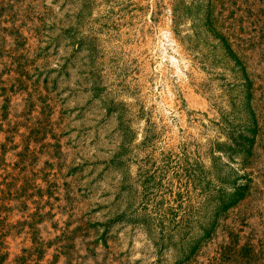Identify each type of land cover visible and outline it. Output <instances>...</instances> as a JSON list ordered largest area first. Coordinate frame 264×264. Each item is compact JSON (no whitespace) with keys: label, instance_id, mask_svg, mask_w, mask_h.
I'll return each instance as SVG.
<instances>
[{"label":"rangeland","instance_id":"1","mask_svg":"<svg viewBox=\"0 0 264 264\" xmlns=\"http://www.w3.org/2000/svg\"><path fill=\"white\" fill-rule=\"evenodd\" d=\"M0 264H264V0H0Z\"/></svg>","mask_w":264,"mask_h":264}]
</instances>
